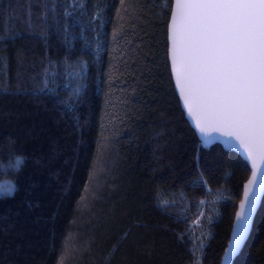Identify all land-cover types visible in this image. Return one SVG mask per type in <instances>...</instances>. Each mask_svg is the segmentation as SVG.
Returning <instances> with one entry per match:
<instances>
[{"label": "trees", "instance_id": "1", "mask_svg": "<svg viewBox=\"0 0 264 264\" xmlns=\"http://www.w3.org/2000/svg\"><path fill=\"white\" fill-rule=\"evenodd\" d=\"M172 3L0 0V264H220L250 169L185 117Z\"/></svg>", "mask_w": 264, "mask_h": 264}, {"label": "snow or ice", "instance_id": "2", "mask_svg": "<svg viewBox=\"0 0 264 264\" xmlns=\"http://www.w3.org/2000/svg\"><path fill=\"white\" fill-rule=\"evenodd\" d=\"M120 5L127 10L125 0ZM167 32L175 88L183 106L197 112L200 135L209 125L227 128L247 146L246 155L259 151L264 160V0H175ZM9 164L19 172L24 160ZM15 190L0 186V196ZM256 197L245 186L229 254L246 238Z\"/></svg>", "mask_w": 264, "mask_h": 264}, {"label": "water", "instance_id": "3", "mask_svg": "<svg viewBox=\"0 0 264 264\" xmlns=\"http://www.w3.org/2000/svg\"><path fill=\"white\" fill-rule=\"evenodd\" d=\"M174 5H175V0H173L172 8ZM170 22H171V13H170L168 25ZM168 25H167V29H168ZM167 45L169 48L170 44L168 43V32H167ZM168 62H169V69H170V74H171L172 62L169 59V56H168ZM171 78H172L174 89L178 96L181 108L184 111L185 117L190 123V125L192 126V128L195 130L200 141L204 145L220 144L224 149L237 153L247 163L250 169L249 176L247 180L244 182L243 187H242V193L237 203L236 211L234 214V219H233L232 226H231L230 235L226 243L225 249L223 251V254L221 256V260H220V264H232L235 258L241 252L243 246L245 245L246 241L248 240L250 236L255 216L259 210L262 199L264 197V175H262L260 172L261 167H264V160H262L261 154L259 151L248 153V155H246L247 146L244 143H242L239 137H237L234 133L230 132L227 128L209 125L205 127L206 134L203 136L200 135L199 129L197 127V124L200 123L197 112L194 109L190 110L183 106L184 102L180 98V94L178 90H176L175 88V80L172 77V74H171ZM249 181H253V183H249ZM245 186L247 187V190L249 192H253V191L256 192L257 202H256L255 208L253 209L252 216L249 220V228H248L247 235H246L244 242L242 243V245L237 251L229 254L230 253L229 245L234 239L233 233L237 228L236 212L239 211L240 203L241 201L244 200Z\"/></svg>", "mask_w": 264, "mask_h": 264}]
</instances>
